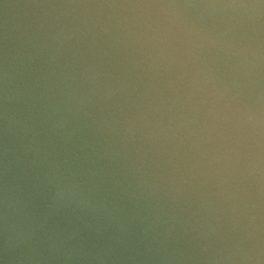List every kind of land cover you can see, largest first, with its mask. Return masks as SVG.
Masks as SVG:
<instances>
[{"label": "water", "instance_id": "95a60500", "mask_svg": "<svg viewBox=\"0 0 264 264\" xmlns=\"http://www.w3.org/2000/svg\"><path fill=\"white\" fill-rule=\"evenodd\" d=\"M0 264H264V0H0Z\"/></svg>", "mask_w": 264, "mask_h": 264}]
</instances>
